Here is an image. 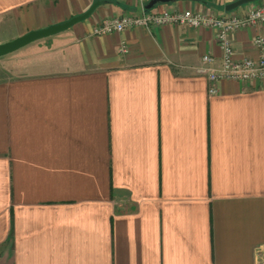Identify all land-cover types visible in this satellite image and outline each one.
<instances>
[{
    "label": "crops",
    "instance_id": "0c3cea01",
    "mask_svg": "<svg viewBox=\"0 0 264 264\" xmlns=\"http://www.w3.org/2000/svg\"><path fill=\"white\" fill-rule=\"evenodd\" d=\"M96 1L0 57V264H264V80L210 92L215 28L92 34L127 12L222 15L236 0H0V43ZM258 35L232 34L236 59L258 58Z\"/></svg>",
    "mask_w": 264,
    "mask_h": 264
},
{
    "label": "built area",
    "instance_id": "2783aa9c",
    "mask_svg": "<svg viewBox=\"0 0 264 264\" xmlns=\"http://www.w3.org/2000/svg\"><path fill=\"white\" fill-rule=\"evenodd\" d=\"M142 4L149 0H140ZM177 24L195 28H215L217 41L221 47L220 60L211 53L202 57L204 70L210 82V92L217 93L216 83L220 80L246 81L251 79L264 80V36L258 35L254 39V45L259 51L258 58L247 57L236 59L232 44V34L240 29L264 24V1L251 3L245 15L227 12L216 15L209 11L194 10H162L149 11L141 14L124 13L121 16L106 18L97 23L93 29V35H106L114 32H122L133 27L150 28L156 25ZM120 51L126 53L128 46L122 43Z\"/></svg>",
    "mask_w": 264,
    "mask_h": 264
},
{
    "label": "water",
    "instance_id": "95a60500",
    "mask_svg": "<svg viewBox=\"0 0 264 264\" xmlns=\"http://www.w3.org/2000/svg\"><path fill=\"white\" fill-rule=\"evenodd\" d=\"M257 0H236L230 4L227 5L226 10L228 12L233 11L234 9H236L237 7L244 5V4H248V3H252L255 2ZM155 1L151 0L149 2V4L147 5L148 8H151L154 5ZM100 4V1H96L95 3H93V5H91V7L85 11L84 13L80 14V15H76L74 17H72L71 19L55 24V25H51L49 27L43 28V29H38V30H32L29 31L28 33L21 35L11 41H7L5 43H0V57L9 53H12L36 40L57 34L61 31H64L68 28H70L71 26H73L74 24L85 20L86 18H88L92 12L95 10V8Z\"/></svg>",
    "mask_w": 264,
    "mask_h": 264
},
{
    "label": "rangeland",
    "instance_id": "374dc122",
    "mask_svg": "<svg viewBox=\"0 0 264 264\" xmlns=\"http://www.w3.org/2000/svg\"><path fill=\"white\" fill-rule=\"evenodd\" d=\"M246 4H244V5H241V6H239L238 8H241V7H243V6H245Z\"/></svg>",
    "mask_w": 264,
    "mask_h": 264
}]
</instances>
